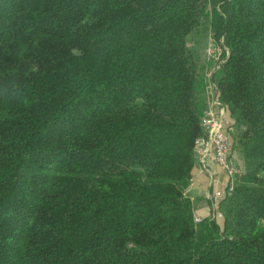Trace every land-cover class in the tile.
Here are the masks:
<instances>
[{"label":"trees","instance_id":"16d2710c","mask_svg":"<svg viewBox=\"0 0 264 264\" xmlns=\"http://www.w3.org/2000/svg\"><path fill=\"white\" fill-rule=\"evenodd\" d=\"M209 80L243 173L195 222ZM0 264H264V0H0Z\"/></svg>","mask_w":264,"mask_h":264},{"label":"built area","instance_id":"2783aa9c","mask_svg":"<svg viewBox=\"0 0 264 264\" xmlns=\"http://www.w3.org/2000/svg\"><path fill=\"white\" fill-rule=\"evenodd\" d=\"M206 95V108L200 119L202 134L194 142V155L200 168L205 169L208 159H211L227 177L228 182L224 191L214 192L213 199L217 200L232 193L235 180L243 173V168L233 157L232 134L230 128L224 127L226 107L218 97L215 84L210 80L206 86ZM210 218H222L218 201H213ZM193 219L199 222L201 217L194 214Z\"/></svg>","mask_w":264,"mask_h":264},{"label":"crops","instance_id":"0c3cea01","mask_svg":"<svg viewBox=\"0 0 264 264\" xmlns=\"http://www.w3.org/2000/svg\"><path fill=\"white\" fill-rule=\"evenodd\" d=\"M227 112V109H226ZM231 116L229 115V120L226 123V113L224 118V127L230 128L234 124L229 123ZM233 157L235 162L242 166V159L239 152L233 149ZM228 179L225 174L220 170L219 166L211 159H208L207 166L205 169L200 168L199 164L193 169L192 179L186 189V193L189 196L194 214L203 217H210L212 212L213 201L217 202L219 199H213L215 191H224L226 188Z\"/></svg>","mask_w":264,"mask_h":264},{"label":"rangeland","instance_id":"374dc122","mask_svg":"<svg viewBox=\"0 0 264 264\" xmlns=\"http://www.w3.org/2000/svg\"><path fill=\"white\" fill-rule=\"evenodd\" d=\"M195 33L192 37H194ZM188 45L192 46V49L195 51V54L198 58V65H202L205 67V72L209 76V73L212 72L219 63L221 62L219 58V52L220 48L219 46L215 45V43L212 41V38L207 34V32H201L199 35L194 37L193 41L188 42ZM229 110L227 109L226 112V123L229 120ZM234 118V116H233ZM233 118L229 121V123H232ZM238 129V124H233L230 129V133L234 134ZM236 151L238 152V149L236 148Z\"/></svg>","mask_w":264,"mask_h":264}]
</instances>
